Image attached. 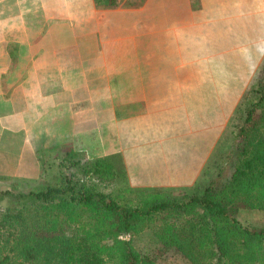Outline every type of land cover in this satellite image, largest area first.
Instances as JSON below:
<instances>
[{"label": "crops", "instance_id": "1", "mask_svg": "<svg viewBox=\"0 0 264 264\" xmlns=\"http://www.w3.org/2000/svg\"><path fill=\"white\" fill-rule=\"evenodd\" d=\"M131 2L0 0V179L52 183L71 148L120 155L132 186L196 185L231 98L200 73L262 47L264 0Z\"/></svg>", "mask_w": 264, "mask_h": 264}, {"label": "trees", "instance_id": "2", "mask_svg": "<svg viewBox=\"0 0 264 264\" xmlns=\"http://www.w3.org/2000/svg\"><path fill=\"white\" fill-rule=\"evenodd\" d=\"M120 1L95 3L114 9ZM250 96L233 173L224 183L208 184L202 194L170 198L134 188L120 155L82 163L73 150L55 184L30 192L32 204H25L24 194L0 189V264H156L131 239L120 238L147 230L190 264H222L215 242L223 220L250 248L264 246V223L240 219L244 212L264 216V63Z\"/></svg>", "mask_w": 264, "mask_h": 264}, {"label": "rangeland", "instance_id": "3", "mask_svg": "<svg viewBox=\"0 0 264 264\" xmlns=\"http://www.w3.org/2000/svg\"><path fill=\"white\" fill-rule=\"evenodd\" d=\"M124 1V0H122ZM131 1H142V0H127V4H131ZM253 48H252V47ZM262 49V50H260ZM244 53V52H243ZM264 63V41L262 47H254V44L247 43V52L245 56L232 57L230 58V68L225 69L224 74L220 73H200L199 80L207 79L209 83L213 84H224L228 85L230 89L225 90H214L215 102L217 103V96L220 92L224 94V98L230 93L229 103L227 104L226 99L224 105L220 108H225L224 117H220L221 111L216 106V111L220 114H216V118L219 117V121L224 120L220 125L222 129L220 136L215 139V148L207 164L199 175V179L196 185L191 187H173L172 189H155V188H144L139 186H130L134 188H142L149 193L161 192L165 196L170 198H181L184 195L190 194H202L207 187L213 181L224 183L227 181L234 170V159L233 151H235L237 145L240 143L239 131L242 126L245 125L246 115L245 112L248 110V102L252 96H250V90L258 82L259 73L261 72ZM222 99H219V101ZM218 105V104H216ZM215 111V112H216ZM230 113L229 119L227 114ZM221 119V120H220ZM218 124L217 122L215 123ZM217 133V131H216ZM71 148L66 149L63 158L61 159L59 166L54 173L58 174L60 178L61 164L64 162L67 153ZM75 152V151H74ZM78 153V152H76ZM82 163H88L93 160L86 159L85 155L78 153ZM114 156V155H113ZM109 157V156H106ZM103 158V157H102ZM78 159V160H79ZM98 159V158H96ZM48 170H46L47 173ZM59 178L52 183L55 184ZM45 185V184H44ZM41 186V185H40ZM37 186L34 182H14L8 179H0V189L3 191H12L13 193H21L26 195L25 204L30 205L34 202L32 197H29L30 192ZM110 187L107 191L112 190ZM240 219L245 222H263L264 216L259 212H244L241 214ZM163 220V216L159 217V221ZM216 231V230H214ZM212 234V241L215 240V232ZM218 240L215 245L220 249L223 254L222 264H264V246L261 248H250L246 245L243 235L237 231V229L229 221H219L218 223ZM121 239H131L134 243L135 248L145 256H149L155 259L156 264H190L181 254L175 250H165L159 241L153 236L152 232L147 230L138 235H124Z\"/></svg>", "mask_w": 264, "mask_h": 264}]
</instances>
